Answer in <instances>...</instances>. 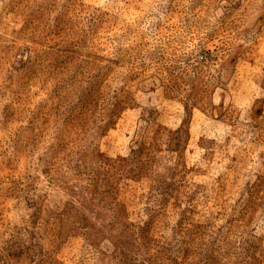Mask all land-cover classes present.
Returning <instances> with one entry per match:
<instances>
[{
    "label": "rangeland",
    "instance_id": "374dc122",
    "mask_svg": "<svg viewBox=\"0 0 264 264\" xmlns=\"http://www.w3.org/2000/svg\"><path fill=\"white\" fill-rule=\"evenodd\" d=\"M0 264H264V0H0Z\"/></svg>",
    "mask_w": 264,
    "mask_h": 264
}]
</instances>
